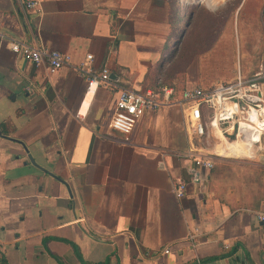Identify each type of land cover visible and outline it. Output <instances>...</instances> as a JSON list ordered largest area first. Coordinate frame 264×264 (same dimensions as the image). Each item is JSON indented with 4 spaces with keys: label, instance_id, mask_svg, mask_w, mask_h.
<instances>
[{
    "label": "crops",
    "instance_id": "obj_1",
    "mask_svg": "<svg viewBox=\"0 0 264 264\" xmlns=\"http://www.w3.org/2000/svg\"><path fill=\"white\" fill-rule=\"evenodd\" d=\"M18 1L0 0V264H264V202L218 199L214 167L185 157L212 147L179 108L147 113L128 141L109 126L120 89L211 87L159 75L184 0ZM12 41L69 64L51 73ZM81 65L106 67L114 87L88 89Z\"/></svg>",
    "mask_w": 264,
    "mask_h": 264
},
{
    "label": "rangeland",
    "instance_id": "obj_2",
    "mask_svg": "<svg viewBox=\"0 0 264 264\" xmlns=\"http://www.w3.org/2000/svg\"><path fill=\"white\" fill-rule=\"evenodd\" d=\"M240 2L219 0L214 9L202 0L178 3L175 42L159 75L215 86L234 81L238 68L243 77L256 70L264 57V3L251 9L253 0ZM261 148L264 145L257 149ZM215 160L211 187L219 200L231 193L239 207L264 202V161L257 154L252 158L226 154Z\"/></svg>",
    "mask_w": 264,
    "mask_h": 264
},
{
    "label": "built area",
    "instance_id": "obj_3",
    "mask_svg": "<svg viewBox=\"0 0 264 264\" xmlns=\"http://www.w3.org/2000/svg\"><path fill=\"white\" fill-rule=\"evenodd\" d=\"M18 3L24 11H31L40 0H19ZM9 49L35 66L46 64L51 73L69 64V58L58 51L15 41L9 43ZM92 59V55H87L86 62L92 63ZM78 70L85 75L88 89L114 87L106 67L97 72L91 65H81ZM170 107L179 108L198 140L212 147L211 153L206 155H185L192 158L199 169L211 170L214 167L213 158L221 156L218 150L223 141H245L256 149L264 145L263 68L247 77L238 73L234 81L208 88L195 86L180 91L175 86L157 82L152 87L120 89L109 126L128 141L140 118ZM175 194L178 198L184 196V182L177 183ZM258 218L264 221V213L258 214Z\"/></svg>",
    "mask_w": 264,
    "mask_h": 264
},
{
    "label": "bare ground",
    "instance_id": "obj_4",
    "mask_svg": "<svg viewBox=\"0 0 264 264\" xmlns=\"http://www.w3.org/2000/svg\"><path fill=\"white\" fill-rule=\"evenodd\" d=\"M186 3H196L198 0H184ZM204 5L210 9H214L217 3H219V0H202ZM259 150L256 149L254 146L248 145L245 141H238L235 143H229V142H222L221 146L219 147V155L222 157L226 154L235 156V157H247L249 156L252 158L254 155L257 154L259 156Z\"/></svg>",
    "mask_w": 264,
    "mask_h": 264
},
{
    "label": "trees",
    "instance_id": "obj_5",
    "mask_svg": "<svg viewBox=\"0 0 264 264\" xmlns=\"http://www.w3.org/2000/svg\"><path fill=\"white\" fill-rule=\"evenodd\" d=\"M163 84H165L166 85V83H164L163 82ZM152 86H154V85H152ZM152 86H148V87H152ZM177 88V87H176ZM178 90H183V88H177ZM261 203V200L258 202V203H256L253 207H259V204ZM73 249H74V251H75V254H76V256H77V258L80 260V261H82V259H81V256H80V253H79V251H78V248L77 247H75L74 245H73Z\"/></svg>",
    "mask_w": 264,
    "mask_h": 264
},
{
    "label": "water",
    "instance_id": "obj_6",
    "mask_svg": "<svg viewBox=\"0 0 264 264\" xmlns=\"http://www.w3.org/2000/svg\"><path fill=\"white\" fill-rule=\"evenodd\" d=\"M259 157H260L261 161H264V148H261L259 150ZM31 162H32V160H31Z\"/></svg>",
    "mask_w": 264,
    "mask_h": 264
}]
</instances>
